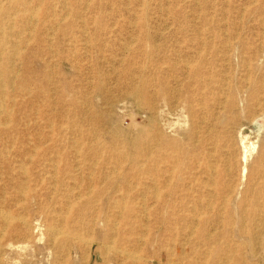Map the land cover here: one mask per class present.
<instances>
[{"label":"rangeland","instance_id":"1","mask_svg":"<svg viewBox=\"0 0 264 264\" xmlns=\"http://www.w3.org/2000/svg\"><path fill=\"white\" fill-rule=\"evenodd\" d=\"M0 2V264H264V0Z\"/></svg>","mask_w":264,"mask_h":264},{"label":"bare ground","instance_id":"2","mask_svg":"<svg viewBox=\"0 0 264 264\" xmlns=\"http://www.w3.org/2000/svg\"><path fill=\"white\" fill-rule=\"evenodd\" d=\"M3 2V1H2ZM1 3V2H0ZM65 3V2H64ZM17 12V11H16ZM2 30V29H1ZM3 34V33H2ZM17 44V43H16ZM3 45V44H2ZM12 45V44H11ZM3 47V46H2ZM1 107V106H0ZM213 169V168H212ZM230 192H232V191H230ZM0 213H3V212H0ZM5 214V213H4ZM4 214H2V215H4ZM20 215V217L22 216L21 214H19ZM5 216V215H4ZM11 217V216H10ZM243 217V216H242ZM13 218V217H12ZM17 218V217H16ZM23 218V217H22ZM5 219V218H4ZM18 219V218H17ZM16 219V220H17ZM24 219H26L25 217H24ZM5 220H8V219H5ZM19 220V219H18ZM22 220V219H21ZM20 220V221H21ZM10 221V220H9ZM14 221V220H13ZM145 221V220H144ZM25 223H26V220L24 221ZM24 222H22V223H24ZM63 222V221H62ZM89 222V221H88ZM244 223V222H243ZM93 225V224H92ZM4 227V226H3ZM116 228V227H115ZM50 229H52V228H50ZM49 229V230H50ZM58 230V229H57ZM51 231V230H50ZM55 231V230H54ZM52 232V231H51ZM59 232V231H58ZM62 232V231H61ZM2 233V232H1ZM54 233V232H53ZM3 234V233H2ZM1 234V235H2ZM55 234V233H54ZM57 234V233H56ZM66 234V233H65ZM61 235H64V234H61ZM65 236V235H64ZM69 236V235H68ZM79 236V235H78ZM70 237V236H69ZM55 238V237H54ZM64 238V237H63ZM75 237H73V239H74ZM107 238H111V236H110V234L109 233H106L105 235H104V239H107ZM59 239V238H58ZM85 239V238H84ZM66 240V239H65ZM82 241H84V240H82ZM94 242V240L93 239H91V240H89V241H87V242H84L86 245L85 246H88V245H90V244H92ZM110 242H113V239H112V241H110ZM112 244V243H111ZM95 245H96V243H95ZM114 246H112V245H109V244H107V246L105 247V248H107V249H112ZM91 250V249H90ZM236 250V249H235ZM84 251V250H83ZM115 251H116V249H115ZM105 252H107V251H105ZM120 254V253H119ZM124 254V253H123ZM127 255V254H126ZM135 257V256H134ZM1 262V261H0ZM230 263V262H229Z\"/></svg>","mask_w":264,"mask_h":264}]
</instances>
